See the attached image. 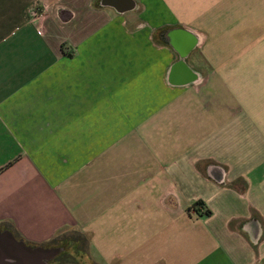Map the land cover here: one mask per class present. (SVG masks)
Returning a JSON list of instances; mask_svg holds the SVG:
<instances>
[{
  "label": "crops",
  "instance_id": "crops-1",
  "mask_svg": "<svg viewBox=\"0 0 264 264\" xmlns=\"http://www.w3.org/2000/svg\"><path fill=\"white\" fill-rule=\"evenodd\" d=\"M0 231L264 264V0H0Z\"/></svg>",
  "mask_w": 264,
  "mask_h": 264
},
{
  "label": "water",
  "instance_id": "water-1",
  "mask_svg": "<svg viewBox=\"0 0 264 264\" xmlns=\"http://www.w3.org/2000/svg\"><path fill=\"white\" fill-rule=\"evenodd\" d=\"M61 252L59 247L27 245L9 231H0V264H49Z\"/></svg>",
  "mask_w": 264,
  "mask_h": 264
},
{
  "label": "rangeland",
  "instance_id": "rangeland-1",
  "mask_svg": "<svg viewBox=\"0 0 264 264\" xmlns=\"http://www.w3.org/2000/svg\"><path fill=\"white\" fill-rule=\"evenodd\" d=\"M87 236L77 231H67L60 234L54 247L61 248L59 255L49 264H93L84 251H88Z\"/></svg>",
  "mask_w": 264,
  "mask_h": 264
},
{
  "label": "trees",
  "instance_id": "trees-1",
  "mask_svg": "<svg viewBox=\"0 0 264 264\" xmlns=\"http://www.w3.org/2000/svg\"><path fill=\"white\" fill-rule=\"evenodd\" d=\"M203 204H204V202H201V201H199V202H195V203H193V205H192V207L191 208H189V211H195V213H199L203 208H204V206H203ZM205 213L206 214H210L211 213V211L209 210V209H207V210H205ZM58 238V236L57 237H54V238H52L51 239V241L48 243V244H44V245H42L43 247H54V243H56V239ZM57 257V256H56ZM55 257V258H56ZM58 258V257H57Z\"/></svg>",
  "mask_w": 264,
  "mask_h": 264
}]
</instances>
